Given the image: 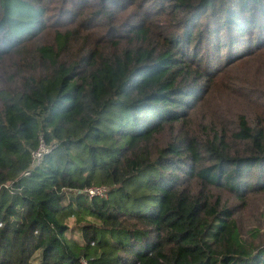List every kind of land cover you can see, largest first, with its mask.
Returning a JSON list of instances; mask_svg holds the SVG:
<instances>
[{
    "label": "trees",
    "instance_id": "trees-1",
    "mask_svg": "<svg viewBox=\"0 0 264 264\" xmlns=\"http://www.w3.org/2000/svg\"><path fill=\"white\" fill-rule=\"evenodd\" d=\"M83 261L264 264V0H0V264Z\"/></svg>",
    "mask_w": 264,
    "mask_h": 264
},
{
    "label": "built area",
    "instance_id": "built-area-1",
    "mask_svg": "<svg viewBox=\"0 0 264 264\" xmlns=\"http://www.w3.org/2000/svg\"><path fill=\"white\" fill-rule=\"evenodd\" d=\"M49 151H50L49 147H47L44 144H41L39 148L32 153V165L34 166L38 164L42 159L43 155L48 153ZM106 191H107L106 187H91L86 190L89 196H93V195L105 196ZM82 264H86V262L83 261Z\"/></svg>",
    "mask_w": 264,
    "mask_h": 264
},
{
    "label": "rangeland",
    "instance_id": "rangeland-1",
    "mask_svg": "<svg viewBox=\"0 0 264 264\" xmlns=\"http://www.w3.org/2000/svg\"><path fill=\"white\" fill-rule=\"evenodd\" d=\"M223 64H224V62H223ZM223 64H222L221 66H223ZM228 69H229V68H228ZM231 70H233V69L225 70L222 74H227V73L231 72Z\"/></svg>",
    "mask_w": 264,
    "mask_h": 264
}]
</instances>
